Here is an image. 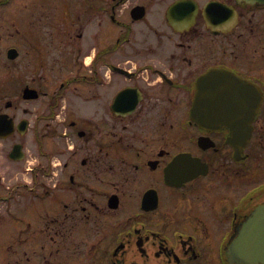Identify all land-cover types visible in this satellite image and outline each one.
<instances>
[{"label":"flooded vegetation","instance_id":"flooded-vegetation-1","mask_svg":"<svg viewBox=\"0 0 264 264\" xmlns=\"http://www.w3.org/2000/svg\"><path fill=\"white\" fill-rule=\"evenodd\" d=\"M211 70L252 90L250 128L247 101L200 123ZM30 132L3 264H230L264 206V0H0V156Z\"/></svg>","mask_w":264,"mask_h":264},{"label":"water","instance_id":"water-1","mask_svg":"<svg viewBox=\"0 0 264 264\" xmlns=\"http://www.w3.org/2000/svg\"><path fill=\"white\" fill-rule=\"evenodd\" d=\"M244 86L240 79L224 70H212L201 77L194 103V111H199L203 116L200 117V122L204 120V125H210L213 123L211 116L224 117L229 109H239L240 101H247L242 111L246 109L249 112L247 126L250 128L256 98L252 90ZM221 124L228 123L223 120ZM15 151L19 152L20 146ZM227 257L230 264H264V206L255 212L230 242Z\"/></svg>","mask_w":264,"mask_h":264},{"label":"rangeland","instance_id":"rangeland-1","mask_svg":"<svg viewBox=\"0 0 264 264\" xmlns=\"http://www.w3.org/2000/svg\"><path fill=\"white\" fill-rule=\"evenodd\" d=\"M36 139V137H33L32 132L24 139L26 151L25 160L27 161L23 160L20 164H14L6 160L3 156H0V197L4 196L7 192L6 188L3 189V187L10 186L16 181V174L20 165L32 166L38 163L44 164V161L41 160L38 154L47 151L50 144L47 138H41L38 141ZM5 148L7 149V144ZM1 152L5 153L6 151L2 148ZM14 198L15 195L12 194L8 202L0 201V264H3L5 260L6 247L8 245L18 244V232L22 227L21 224L16 222V218L20 217L18 211L15 210L19 206V201Z\"/></svg>","mask_w":264,"mask_h":264}]
</instances>
